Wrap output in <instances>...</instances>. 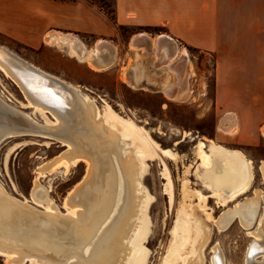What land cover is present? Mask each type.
I'll list each match as a JSON object with an SVG mask.
<instances>
[{"label": "bare ground", "instance_id": "6f19581e", "mask_svg": "<svg viewBox=\"0 0 264 264\" xmlns=\"http://www.w3.org/2000/svg\"><path fill=\"white\" fill-rule=\"evenodd\" d=\"M144 37L151 46L152 66L165 72L164 81L155 79L159 82L156 87L167 99L186 100L191 66L185 49L174 44L176 47L170 51L167 41H160L157 36L151 40L147 35ZM91 67L97 72L104 70L101 65ZM0 73L19 89L28 107L53 118L52 123L40 125L0 97V142L4 138L39 134L67 146L37 169L28 200L10 195L0 184L3 264H147L150 254L145 248L149 236L147 209L151 198L140 181L145 161L158 155L174 161L177 158L174 149L160 148L133 117L120 116L102 99V109L98 108L95 99L78 86L42 70L2 45ZM139 85L137 82L132 86L144 88ZM219 128L231 132L234 118L227 114ZM187 136L185 133L184 138ZM126 141L130 142L131 152L126 150ZM193 141L197 178L208 197L224 209L216 220L217 227L224 229L236 220L249 231L257 224L247 233L252 240L243 264H264V231L260 227L264 207L259 215L264 190L253 188V162L242 152L212 140L195 137ZM116 160L120 162L119 170L113 164ZM81 162L86 165L85 175L64 198L65 214H62L39 179L57 168L66 173ZM258 169L264 189L263 161ZM164 175L170 193L165 168ZM200 228L196 223L194 226L190 216L178 213L160 264H203L202 248L208 232ZM212 251L210 264H225L220 249L215 246Z\"/></svg>", "mask_w": 264, "mask_h": 264}, {"label": "rangeland", "instance_id": "374dc122", "mask_svg": "<svg viewBox=\"0 0 264 264\" xmlns=\"http://www.w3.org/2000/svg\"><path fill=\"white\" fill-rule=\"evenodd\" d=\"M84 1L94 4L112 18L114 0ZM223 22L228 31V41L234 44L236 54L243 53V43H246L245 52L248 55L262 53L260 51H263L264 47V19L232 18L223 19ZM118 31L121 37L127 36L130 32L127 29ZM0 45L65 81L67 77L72 76L78 81L69 83L78 86L84 94L93 97L98 108L102 109L101 99L105 100L120 116L133 117L160 148L174 149L177 155L174 161L161 155L145 161V173L140 181L141 186L151 198L147 209L149 236L145 248L150 253L147 264L161 263L180 212L190 216L194 226L196 223L198 227L208 232L207 242L202 248L203 264H210L212 249L215 246L224 256L225 264H243L248 244L252 240L247 233L253 231L257 224L249 231L241 228L236 220L224 229L217 227L216 220L224 209L208 197L209 193L197 178L198 162L196 143L193 138L209 139L227 149L242 152L253 162V188L264 190L258 169V164L264 162V139L260 137L256 140L255 138L256 132H259L258 127L263 122L264 113L262 107L258 114L231 113L229 115L234 118V130L224 132L219 128L221 120L227 115V111H223L221 105L230 107L234 103L245 110L252 99L249 97L217 99L215 97L216 56L214 53L201 52L190 47L183 48L191 66V73L187 79L189 97L186 100L174 101L167 99L162 90L156 87L159 82L156 83L155 79L163 80L165 72L157 71L153 66L152 79L146 77V81L139 82V86H144L143 89L134 86L128 89L117 83L113 75L103 77V71L96 72L100 73L97 76L89 75L80 63L70 58H61L52 50L31 51L1 36ZM257 48H261L259 52ZM256 61H258L257 57H255ZM249 62L250 56L247 63ZM0 97L11 107L21 111L40 125L53 122L50 114L28 107L19 89L1 73ZM185 133L189 136L184 138ZM248 142L255 144L248 145L246 144ZM126 145V150L131 152L130 142L126 141ZM66 147L64 143L61 144L46 135L30 134L4 138L0 142L1 186L10 195L28 200L37 169L51 162L64 152ZM117 163L120 165L118 160L113 162L115 169L119 170L120 166L118 167ZM164 168L170 182V193L166 189L167 179ZM85 169V163L81 162L66 173L63 168H57L39 179L40 185L48 189L49 196L58 212L65 214L63 200L81 182ZM202 198L206 199L203 201ZM262 201L259 215L264 207V200ZM233 205L234 203L229 204L228 208ZM261 220L260 227L264 231V217ZM0 264H3L1 258Z\"/></svg>", "mask_w": 264, "mask_h": 264}, {"label": "crops", "instance_id": "0c3cea01", "mask_svg": "<svg viewBox=\"0 0 264 264\" xmlns=\"http://www.w3.org/2000/svg\"><path fill=\"white\" fill-rule=\"evenodd\" d=\"M232 18L264 19V0H114L112 18L84 0H0L1 37L31 51L52 50L92 76L100 73L91 66L101 65L103 77L113 75L128 89L153 77L151 46L144 35L151 40L160 33L177 47L214 53L215 97L252 99L245 110L233 103L221 105L223 111L258 114L262 107L264 113V47L248 55L243 43V53L236 54L223 22ZM122 29L129 34L121 37ZM258 129L256 140L264 139V116Z\"/></svg>", "mask_w": 264, "mask_h": 264}, {"label": "water", "instance_id": "95a60500", "mask_svg": "<svg viewBox=\"0 0 264 264\" xmlns=\"http://www.w3.org/2000/svg\"><path fill=\"white\" fill-rule=\"evenodd\" d=\"M157 38H159L160 41H167L168 42L167 45H168V48L170 49V51L174 49L175 43L171 39L165 37L164 35H157Z\"/></svg>", "mask_w": 264, "mask_h": 264}, {"label": "trees", "instance_id": "16d2710c", "mask_svg": "<svg viewBox=\"0 0 264 264\" xmlns=\"http://www.w3.org/2000/svg\"><path fill=\"white\" fill-rule=\"evenodd\" d=\"M110 17V16H109ZM113 17V16H112ZM111 18V17H110Z\"/></svg>", "mask_w": 264, "mask_h": 264}]
</instances>
